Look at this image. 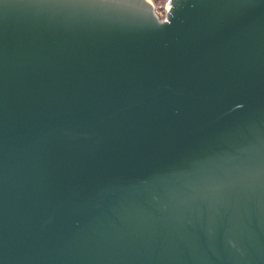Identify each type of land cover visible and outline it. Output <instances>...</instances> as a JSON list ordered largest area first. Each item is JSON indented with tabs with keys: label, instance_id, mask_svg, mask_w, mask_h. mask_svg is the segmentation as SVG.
I'll list each match as a JSON object with an SVG mask.
<instances>
[{
	"label": "water",
	"instance_id": "water-1",
	"mask_svg": "<svg viewBox=\"0 0 264 264\" xmlns=\"http://www.w3.org/2000/svg\"><path fill=\"white\" fill-rule=\"evenodd\" d=\"M0 0V264H264V0Z\"/></svg>",
	"mask_w": 264,
	"mask_h": 264
},
{
	"label": "built area",
	"instance_id": "built-area-1",
	"mask_svg": "<svg viewBox=\"0 0 264 264\" xmlns=\"http://www.w3.org/2000/svg\"><path fill=\"white\" fill-rule=\"evenodd\" d=\"M152 8L155 20L158 23L168 22L166 18L167 12L173 5L169 4L171 0H145Z\"/></svg>",
	"mask_w": 264,
	"mask_h": 264
},
{
	"label": "flooded vegetation",
	"instance_id": "flooded-vegetation-1",
	"mask_svg": "<svg viewBox=\"0 0 264 264\" xmlns=\"http://www.w3.org/2000/svg\"><path fill=\"white\" fill-rule=\"evenodd\" d=\"M175 1V0H174ZM177 1V0H176Z\"/></svg>",
	"mask_w": 264,
	"mask_h": 264
}]
</instances>
